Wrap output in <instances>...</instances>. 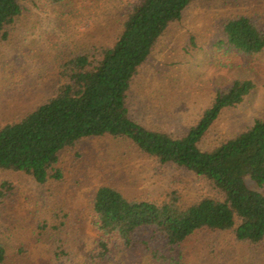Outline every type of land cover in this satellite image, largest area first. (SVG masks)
I'll list each match as a JSON object with an SVG mask.
<instances>
[{"label":"trees","instance_id":"obj_1","mask_svg":"<svg viewBox=\"0 0 264 264\" xmlns=\"http://www.w3.org/2000/svg\"><path fill=\"white\" fill-rule=\"evenodd\" d=\"M34 1L0 0V43L13 40ZM40 1L60 9L74 0ZM237 1L243 0H128L111 44L72 46L61 55L51 96L0 127V171L25 174L42 188L65 182L61 163L66 152L104 137L132 145L159 167L209 184L213 194L191 202L172 187L158 196L129 198L115 186L100 185L91 205V225L100 237L93 259L99 264L115 246L146 251L164 264H198L187 248L201 235H229L242 245L264 248V114L216 147H202L223 113L243 105L257 83L250 77L232 79L183 134L149 128L132 113L136 80L190 9L198 2ZM198 35L189 36L188 47L195 53L201 50ZM214 46L239 69L254 71L264 57L262 15L230 16ZM12 188L2 183L0 199ZM68 217L62 213L50 221L61 226L49 243L62 257L69 256ZM0 264H16L2 242Z\"/></svg>","mask_w":264,"mask_h":264},{"label":"rangeland","instance_id":"obj_2","mask_svg":"<svg viewBox=\"0 0 264 264\" xmlns=\"http://www.w3.org/2000/svg\"><path fill=\"white\" fill-rule=\"evenodd\" d=\"M127 3L74 0L68 7L56 9L34 1L13 40L0 43V127L51 96L61 55L72 46L111 44ZM237 14L262 15L264 19V0L198 2L169 32L134 85L132 113L139 122L183 134L218 89L236 77H250L257 89L239 108L223 113L202 147H216L264 114V57L254 71H243L214 46L223 23ZM193 32L200 35L201 50L196 53L188 47ZM61 166L65 182L47 188L25 174L0 171V187L2 183L13 187L0 199V242L16 264H99L93 259L100 237L91 225V205L100 185L115 186L129 198L158 196L170 187L179 190L187 202L213 194L204 179L159 167L132 145L111 137L92 139L78 152H66ZM62 213L69 215L68 257L55 254L49 243L59 234L54 228L61 227L51 223V218ZM210 239L205 235L193 239L187 255L198 264H264V248L242 245L229 235ZM165 253L163 250L161 255ZM160 260L143 250L115 246L102 264H164Z\"/></svg>","mask_w":264,"mask_h":264}]
</instances>
